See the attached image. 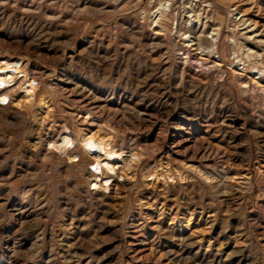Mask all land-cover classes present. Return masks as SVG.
Instances as JSON below:
<instances>
[{
    "label": "rangeland",
    "instance_id": "rangeland-1",
    "mask_svg": "<svg viewBox=\"0 0 264 264\" xmlns=\"http://www.w3.org/2000/svg\"><path fill=\"white\" fill-rule=\"evenodd\" d=\"M0 61V264H264V0H0Z\"/></svg>",
    "mask_w": 264,
    "mask_h": 264
},
{
    "label": "bare ground",
    "instance_id": "bare-ground-1",
    "mask_svg": "<svg viewBox=\"0 0 264 264\" xmlns=\"http://www.w3.org/2000/svg\"><path fill=\"white\" fill-rule=\"evenodd\" d=\"M189 22L191 24V28L190 29L193 30V35H196L197 31H199L201 28L199 26H197L196 23H193V20L190 19ZM202 32H204V31H202ZM155 34H158V33H155ZM181 35L183 36L185 47L188 48V50H189V48L190 49L193 48V47L196 48L197 46L201 45L200 36H191L190 37V35L187 36V34L185 35V33H183ZM212 35H215V34H212ZM195 48L193 50H191V51H196ZM204 51L205 50L203 48H200V53H204ZM184 54L185 55H189V52L185 51ZM15 75H16V70L10 64V62H8V61H0V84L1 83H10V82H12L13 77ZM22 89L26 93V95H29V94L33 93V91H34V88L32 87L31 84H28L27 86L23 87ZM262 90L264 92V87H262ZM82 145H83L84 150L88 151L89 153H90V151L91 152L92 151L98 152V154L96 155V159L99 162H104L105 165H107V166L108 165L109 166H114L115 165V163H113L114 160L121 158V154L117 153L115 150H113L108 143H106V142H104L102 140L96 139V138H94L91 135H84L83 136ZM72 147H73V141L71 140V138L69 136H65V137L63 136V140H62L61 144L59 145V147H57V148L60 151H65V150H69ZM131 157H132V159H135L136 155L135 154H131ZM108 183H109V181L105 180L104 183H103L104 186L101 185V186H98V187L107 189Z\"/></svg>",
    "mask_w": 264,
    "mask_h": 264
}]
</instances>
